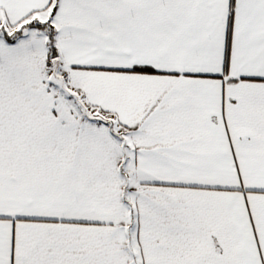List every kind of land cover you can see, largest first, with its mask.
<instances>
[{"label": "snow or ice", "instance_id": "1", "mask_svg": "<svg viewBox=\"0 0 264 264\" xmlns=\"http://www.w3.org/2000/svg\"><path fill=\"white\" fill-rule=\"evenodd\" d=\"M0 264H264V0H0Z\"/></svg>", "mask_w": 264, "mask_h": 264}]
</instances>
